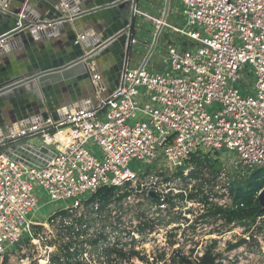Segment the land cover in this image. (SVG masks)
I'll return each mask as SVG.
<instances>
[{"label": "built area", "instance_id": "built-area-1", "mask_svg": "<svg viewBox=\"0 0 264 264\" xmlns=\"http://www.w3.org/2000/svg\"><path fill=\"white\" fill-rule=\"evenodd\" d=\"M140 1L127 2L134 18L126 27L113 92L56 124L30 127L29 136L39 139L30 142L45 150L34 154L37 166L9 157L0 143V264L40 224L27 218L37 208L38 187L49 203L70 201L51 221L59 211L78 212L104 187L114 188L117 196L128 188L154 189V169L170 165L175 170L193 156L227 155L215 177L226 201L209 199L221 207L231 204L233 179L264 169V0H180L179 26L167 21L171 1L165 19V2L161 10L155 5L143 10ZM138 28L145 30L141 59L133 66ZM151 58L161 59L156 70L147 69ZM90 140L100 147L101 158L85 148ZM91 204L97 210L98 202Z\"/></svg>", "mask_w": 264, "mask_h": 264}, {"label": "rangeland", "instance_id": "rangeland-1", "mask_svg": "<svg viewBox=\"0 0 264 264\" xmlns=\"http://www.w3.org/2000/svg\"><path fill=\"white\" fill-rule=\"evenodd\" d=\"M170 1L173 10H170L171 15L167 21L179 26L182 5L180 0ZM164 2L165 0H141L139 4L143 10L150 9L152 5H155V9L161 10ZM141 20L139 17L136 19L138 23ZM144 30L138 28L135 31L139 43L133 47L130 54L133 66H137L141 59L140 48ZM126 40L127 38L124 43ZM158 48H161V58L165 57V47H163L161 38ZM160 62L161 59L158 61L155 58L149 59L147 69L152 70L155 67L153 70H156ZM139 91L142 92L143 88H140ZM38 140L36 138L31 142ZM85 148L90 154L101 158V149L95 142L88 141ZM210 154L212 155L211 159L215 153ZM203 157L208 158V156ZM216 157H218L222 168L227 155L219 153ZM192 159L175 170L170 165L154 169V174L158 178L154 189L148 187L137 193L133 192L134 189L128 188L124 194H129L130 198L112 201V204L100 214L91 202H87L78 212L69 213V217L60 216L51 222L50 216L59 208L68 205L70 201L57 202L56 205L49 203L43 189L38 187L35 191L39 197L37 208L27 218L40 223L36 226L41 228L39 231L34 229L32 237L24 234L5 255L3 264H51L50 258L54 254H60L58 246L72 239L84 249L83 261L85 263L89 261L92 264H101L100 261L122 264L121 258L115 254L107 258L100 254V251L102 252L103 249L111 245L117 248L123 247L124 250L133 247L135 250L142 251V254H146L150 261L153 258L159 259L160 255H163L164 259L157 261L156 264H165L177 252H182L191 258L199 256L211 245L212 241H216L213 250L221 254L219 261H222L223 264H264L263 205L259 204L261 215L256 219L244 221L236 226H226L224 222H213L211 218L196 221L197 216L202 212L198 209L200 207L197 202L186 199L179 201L172 197L179 191L189 194V192L201 190L203 194H212L214 201H226L225 195L223 196L221 191L222 182L217 180L206 166L196 167ZM131 167L135 169L133 166ZM180 169H183V178L179 177ZM192 170L196 172V176L191 178ZM149 193L152 194L149 195ZM216 194L220 196H215ZM164 195L170 197L174 205L171 203L164 206L158 205L157 203H161ZM66 225L72 226L74 230L80 229V236L72 238L73 234L69 235L63 229ZM99 235L103 237L99 238ZM89 238L98 240L96 246L87 243ZM241 240H244L245 243L240 247L230 251L226 250L228 243L235 244ZM123 264L141 263L133 258L131 263Z\"/></svg>", "mask_w": 264, "mask_h": 264}, {"label": "water", "instance_id": "water-1", "mask_svg": "<svg viewBox=\"0 0 264 264\" xmlns=\"http://www.w3.org/2000/svg\"><path fill=\"white\" fill-rule=\"evenodd\" d=\"M29 1L26 11L46 2L57 5V8L47 17L39 16L38 20H30L27 13L25 17L14 15L9 28L0 34L3 48L0 53L7 54L20 40L27 50L38 45L46 48L57 42L63 56L50 66L40 63L22 70L15 69L13 62L6 60L9 72L4 78H10L0 84V143L9 157L28 166H37L33 156L45 150L30 142L36 137L29 136L28 129L39 122L56 124L76 110L96 106L99 100L113 92L118 75L94 72L100 66V60L109 56L114 44L124 42L126 27L134 17L129 4L121 0ZM169 4L170 0H166L163 19L167 16ZM156 39L142 66L151 56ZM120 57L123 59V53ZM22 88L36 99L38 110L34 119L29 117V107L23 106V95L17 94ZM7 104L12 108L10 116L2 111ZM258 202L264 206V188L258 195Z\"/></svg>", "mask_w": 264, "mask_h": 264}, {"label": "trees", "instance_id": "trees-1", "mask_svg": "<svg viewBox=\"0 0 264 264\" xmlns=\"http://www.w3.org/2000/svg\"><path fill=\"white\" fill-rule=\"evenodd\" d=\"M211 157V156H210ZM203 157V156H193V164L196 167L206 166L213 176H216L221 168V163L218 158L212 157ZM214 158V159H213ZM183 169H180L179 177L183 178ZM194 170V169H193ZM190 172V177H195V171ZM215 174V175H214ZM264 188V169H257L252 172L249 177L245 179H233L229 188V199L230 206L221 207L217 203L210 201L212 199V194L202 193L201 190L189 192H179L174 195L173 198L176 200H190L196 201L198 203V208L202 211L196 218L197 220H205L206 218H211L213 222L222 221L226 226L237 224H242L244 221L254 220L259 217L261 214V207L257 199V193ZM128 194H123L117 196L115 194V189L112 187H104L99 189L94 195H92L85 203L89 202H98L97 212L98 214L106 210V208L112 204V201H120L122 198L126 197ZM219 196V195H215ZM156 202V201H155ZM164 203V204H163ZM174 203L170 200V197L166 196L164 202L157 203L158 205H170ZM55 216L69 217L70 214L66 211H59ZM41 227H36L39 231ZM63 229L67 234H73V237L80 236V229L74 230L70 225H66ZM74 230V231H73ZM76 231V232H75ZM71 237V236H70ZM102 235H99V238H102ZM98 240H92L91 238L87 239V243L91 246H96ZM216 241H212L211 245L204 250V252L199 255L191 258L186 256L182 252H177L174 256H171L165 264H223L221 260V254L214 252L213 248L215 247ZM245 241L241 240L239 243L227 244L226 250L230 251L240 247L244 244ZM60 254H54L51 259V264H92L89 261L85 263L83 261L82 254L84 249L79 245L75 240H70L68 242L62 243L58 246ZM100 254L107 258L110 255L115 254L118 258H121L123 263H131V260L136 258L140 261L141 264H156L157 261L163 260L164 256L160 255L159 259L149 260L146 254H142V251L135 250L133 247H130L126 250L121 248L114 247L113 245L106 247L100 251ZM63 258V259H62ZM155 261V262H154ZM101 264H111V262L100 261ZM122 263V264H123ZM118 264V263H114ZM121 264V263H119Z\"/></svg>", "mask_w": 264, "mask_h": 264}, {"label": "crops", "instance_id": "crops-1", "mask_svg": "<svg viewBox=\"0 0 264 264\" xmlns=\"http://www.w3.org/2000/svg\"><path fill=\"white\" fill-rule=\"evenodd\" d=\"M29 0H0V34L5 33L6 29L9 28L10 22L13 21L14 15L24 16L26 13L30 16V20L39 19V16L47 17L53 9L57 8V5L54 6L51 2H46L42 5L36 4L29 11H26L29 5ZM13 15V16H12ZM19 44L12 49L7 54L0 53V84L10 77L4 76L9 72L6 60L12 63V67L15 69H31L34 64H46L52 65L60 57L63 56L62 51L58 48L56 44L48 45L46 48L43 46H35L27 50L24 44L18 40ZM125 48V43H115L114 46L110 49L108 57H105L104 60H100V66L95 70L94 73H118L121 70L122 58L120 57ZM3 48L0 46V50ZM65 55V54H64ZM68 57V55H66ZM114 75V74H113ZM98 77V76H96ZM102 88H105L104 85H101ZM31 89V88H30ZM17 94L23 95L24 104L23 106H28L29 117L34 119L36 118V111L38 107L36 105V99L34 96L30 95L26 89L22 88L18 90ZM12 108L7 104L2 108V111L6 116H10ZM35 121V120H34ZM12 124H9L11 126ZM32 125V124H30Z\"/></svg>", "mask_w": 264, "mask_h": 264}, {"label": "bare ground", "instance_id": "bare-ground-1", "mask_svg": "<svg viewBox=\"0 0 264 264\" xmlns=\"http://www.w3.org/2000/svg\"><path fill=\"white\" fill-rule=\"evenodd\" d=\"M129 0H121V2L123 3H126V2H128ZM95 80V79H94ZM40 123V122H39ZM20 155V154H19ZM21 157H23V155H20Z\"/></svg>", "mask_w": 264, "mask_h": 264}, {"label": "flooded vegetation", "instance_id": "flooded-vegetation-1", "mask_svg": "<svg viewBox=\"0 0 264 264\" xmlns=\"http://www.w3.org/2000/svg\"><path fill=\"white\" fill-rule=\"evenodd\" d=\"M126 8H127V6H126ZM114 75H118V77H119V75H120V70H119V72L118 73H113Z\"/></svg>", "mask_w": 264, "mask_h": 264}]
</instances>
